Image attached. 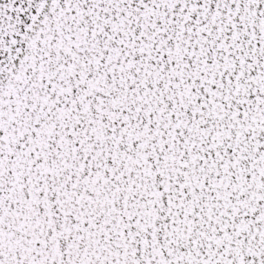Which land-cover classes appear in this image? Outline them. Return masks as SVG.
<instances>
[{
    "label": "snow or ice",
    "instance_id": "snow-or-ice-1",
    "mask_svg": "<svg viewBox=\"0 0 264 264\" xmlns=\"http://www.w3.org/2000/svg\"><path fill=\"white\" fill-rule=\"evenodd\" d=\"M0 264H264V0H0Z\"/></svg>",
    "mask_w": 264,
    "mask_h": 264
}]
</instances>
